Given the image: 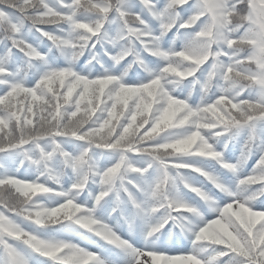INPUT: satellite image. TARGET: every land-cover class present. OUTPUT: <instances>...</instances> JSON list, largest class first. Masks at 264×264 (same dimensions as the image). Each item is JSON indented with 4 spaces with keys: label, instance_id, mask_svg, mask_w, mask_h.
I'll return each instance as SVG.
<instances>
[{
    "label": "snow or ice",
    "instance_id": "obj_1",
    "mask_svg": "<svg viewBox=\"0 0 264 264\" xmlns=\"http://www.w3.org/2000/svg\"><path fill=\"white\" fill-rule=\"evenodd\" d=\"M0 154V264H264V0H0Z\"/></svg>",
    "mask_w": 264,
    "mask_h": 264
},
{
    "label": "trees",
    "instance_id": "obj_2",
    "mask_svg": "<svg viewBox=\"0 0 264 264\" xmlns=\"http://www.w3.org/2000/svg\"><path fill=\"white\" fill-rule=\"evenodd\" d=\"M130 75H131V73H130ZM0 155H2V154H0Z\"/></svg>",
    "mask_w": 264,
    "mask_h": 264
}]
</instances>
